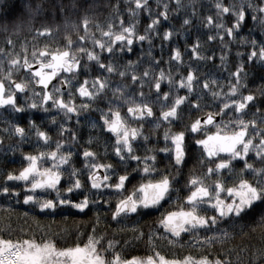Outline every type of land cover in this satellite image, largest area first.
I'll return each instance as SVG.
<instances>
[{
  "label": "snow or ice",
  "instance_id": "6c2138e0",
  "mask_svg": "<svg viewBox=\"0 0 264 264\" xmlns=\"http://www.w3.org/2000/svg\"><path fill=\"white\" fill-rule=\"evenodd\" d=\"M157 2L159 4V0ZM174 3L176 11L185 7L181 0H174ZM75 6L84 7L80 0H75ZM49 7L55 9L58 6L53 0H0V19L11 20L17 14L31 18L42 8ZM168 7V4H164V10L154 17L149 0H128V21L121 20L118 26L108 23L106 29L97 25L100 38L88 35L89 21L85 17L82 21L85 35L79 37V45L65 37L67 43L63 48L34 50L31 59L24 56L23 63L18 55L12 56L9 53L7 73L0 74V110L3 113L0 115V122L5 124L0 132L7 133L9 139L17 137L19 140L15 146L9 145L6 153L18 151L19 143L24 140L26 128L21 126L20 121L24 119L25 113L31 114L27 120V128L34 130V135L45 145L50 146L51 136L35 122V113L44 114L40 119H47L56 127V134L60 139H57L55 148L50 151L21 153L26 163L19 170L7 171L3 176L4 183L0 185V195L14 197L18 202L23 195L24 205L33 206L44 214L55 215L64 208L72 210L73 214H83L89 205L98 209L101 202L110 208L103 189H111L119 194L115 207L111 210L112 220L116 221L129 214L150 215L163 207L162 202L175 203L172 199V192L175 190L173 182L179 183L176 177L183 174L184 166L188 163V141H192L197 149L202 148L197 163L204 170L201 175H196L194 170L189 172L184 185L187 191L183 198L187 208L182 204L178 211H166L161 214L157 223L165 232H170L172 237L177 238L181 232L217 228L227 237L229 224L235 226L240 222H254L257 217L261 227H264V115H260L264 111V87L257 89L259 100L257 92L241 93L240 89L246 87L241 74L246 76L251 69L237 63L234 70L226 69L229 71L228 91L222 94L217 90L223 87L222 82L204 77L199 68L189 64L185 74L182 54L174 46L171 47L169 58L164 59L163 63L170 68L175 67L179 79L174 80L173 73L169 71L166 74L162 68L159 72H150V68L153 65L158 67L159 61L163 59L153 54L152 36H160L157 26L162 23L161 17L164 21L169 19ZM192 7V15L195 16L194 3ZM213 7L216 19L211 15L205 16L203 26H214L217 31L209 34L207 40L214 41L218 37L224 48L228 42L239 37L241 45H250L247 51L248 64L252 65V69L258 65L259 70L264 72V39L258 41L256 38L247 39L240 35L249 16L264 29V0H231L228 3L214 0ZM59 10L63 12L67 9L61 5ZM141 13H146L149 17L142 34L136 28V18ZM190 23V18H183L182 26ZM0 28L7 31V25H0ZM50 31V28L44 27L38 29L37 33L44 36ZM172 35V31L165 28L162 33L163 41L169 42ZM87 41L92 43V49L84 46ZM145 42L149 46L147 52L143 48ZM8 44L11 46L12 41L9 40ZM136 44L141 45L140 54L137 59H132L136 55ZM165 46L159 45L161 49ZM201 47L198 39L191 45H186V48H190L191 59L215 63V56L202 55ZM97 48L100 52L95 51ZM4 51L0 48V53ZM77 53H82L83 57ZM102 53L108 55L104 56ZM145 55L148 57L149 67L138 73L136 66L143 63ZM237 55L241 54L238 52ZM126 56L127 62L121 63ZM225 59L222 54V65ZM34 64L38 67H34ZM21 70L27 75L21 76L19 80L14 79L13 71ZM232 77H235L234 81ZM260 78L264 80V76ZM165 82L168 84L167 90L163 87ZM146 85L148 93L143 91ZM179 90H185L184 94H179ZM109 92L111 96L108 95ZM205 94L210 95L214 101H220L219 109L217 111L213 106L212 111L200 115L206 106ZM77 95L79 103L75 102ZM21 96H24L23 103L20 102ZM184 105L188 106L187 119ZM124 107L127 115L121 113ZM156 108H159L158 116L155 114ZM252 108H255L253 118L243 119L247 115L246 109ZM97 111L99 121L93 118L88 126L97 133L110 134L106 137L108 143L105 148L116 159L113 163L97 162V152L89 148L84 149L80 155L84 168L88 171L87 184L95 190V196L99 199L93 198L85 190L86 186L81 180L82 172L75 167H71L67 184L62 189L58 187L62 166H71L73 156L71 149L63 150L65 141L62 138L70 133L72 141H77L76 131L68 128L67 122L75 117L79 124L83 113ZM233 111L236 114L234 118ZM194 112L197 114L193 118ZM57 116L62 117L58 127ZM216 116L221 117L219 123L215 122ZM224 116H229L226 122ZM132 122H138L139 127L133 126ZM208 125L215 127L216 131L209 134L206 127ZM230 125L235 127L230 128ZM145 126H150L156 136L152 147L147 146L151 140L142 131ZM174 126L177 128L175 131ZM161 127H164V144L158 146L161 137L155 133V129ZM141 139L144 141L143 145L139 143ZM254 140H258V143H254ZM88 142L92 143L91 138ZM0 147H3L2 140ZM140 148H143V155L137 154ZM158 153H163V157L158 159ZM250 154H254L255 158ZM45 159L51 162L50 167L43 166ZM160 160L165 162L162 170L157 168ZM129 161L136 162L135 167ZM234 161L240 164L238 170ZM120 166L124 169L122 173L117 170ZM98 170L103 171V176L98 174ZM132 173H139L140 179L128 189V182L134 179ZM153 173L156 176H152ZM225 174L233 177L231 183L225 182ZM20 184L24 186L23 193L18 191ZM37 190H50L55 192V197L38 195ZM73 193L77 198H73ZM225 193L226 196L222 197ZM108 195H112V192ZM202 204H207L213 214L201 215L198 206ZM220 238L218 235L207 236L205 242L211 246L213 239ZM101 239L102 237L97 238L90 233L83 245L76 243L58 247L52 239L42 238L37 241L34 238L12 239L11 235L8 238L0 237V264H233L226 255L214 259H209L208 256L196 259L190 255L182 259H167L157 252L155 256L125 259L118 252H112V240L108 241L107 248L99 247ZM169 243L175 244L176 241L170 240ZM109 252H112L110 257L106 255ZM248 264H264V247L253 252Z\"/></svg>",
  "mask_w": 264,
  "mask_h": 264
},
{
  "label": "trees",
  "instance_id": "16d2710c",
  "mask_svg": "<svg viewBox=\"0 0 264 264\" xmlns=\"http://www.w3.org/2000/svg\"><path fill=\"white\" fill-rule=\"evenodd\" d=\"M53 2L58 6L57 8H42L38 14L31 18L20 17L17 14L11 20L0 19V25H7V31L0 28V48L5 50L1 54L4 60L9 58V53L12 56L18 55L20 57L37 49H45L50 46L58 48L61 43H67L65 37L72 40L84 36L85 26L82 21L85 17L89 21L88 30L97 29V25L105 29L108 23L119 25L121 20L127 21L129 19L125 15L128 12L125 8L128 5V0H80L84 5L82 8L75 6V0H53ZM224 2L228 3L231 0H224ZM213 4L214 0H195V6L203 10L204 13L206 11L208 13L213 12ZM61 5L67 10L60 11L59 6ZM249 17L240 33L247 39L253 38L250 33ZM44 27L50 28V33L44 36L38 35L37 30ZM9 40L12 41L11 46L8 44ZM237 40L238 42L230 43L231 48L226 50L228 55L227 69L234 70V65L237 63L251 69L246 76L241 74L246 87L241 88L240 92L243 94L257 92V89L264 86V80L260 78L264 76V72L259 70L258 65L252 69V65L247 62V51L250 45H241L239 37ZM238 52L241 55L238 56ZM223 77H225V81L227 79L228 83L229 75ZM232 79L235 80L233 77ZM257 99H260L258 92ZM253 111L255 108L246 110L247 115L244 116L246 120L253 118ZM260 115H264V111ZM189 155L183 174L176 177L179 180V183L175 184L178 190L184 188L190 170H194L196 175H201L204 170L197 163L200 158L197 150L191 148ZM252 158L254 159L253 156ZM234 164L237 165L238 170L240 164L238 162H234ZM162 165L163 161L160 160L157 164L159 170L164 168L161 167ZM232 178L225 174L226 183H231ZM133 180H139V178ZM85 186V190L90 192V188ZM112 199L109 201L110 208L101 202L98 209L89 205L83 214H73L72 210L64 208L52 215L40 213L30 205L22 204L20 200L18 202L13 198L0 195V237L8 238L11 235L12 239L34 238L37 241L46 238L52 239L58 247H66L76 243L83 245L88 239V234L92 233L97 238L102 237L99 247L107 248L108 241L112 240L114 242L112 252H118L125 259H131L133 256L140 258L149 255L155 256L157 252L167 259H182L189 255L196 259L201 256L214 259L226 255L233 264H248L253 252L264 247V227H261L258 217L254 222H240L235 226L229 224L227 237L223 236L219 228L197 229L182 234L175 240V244H171L169 241L174 239L164 232L157 220L162 213L178 209L182 204L183 196L179 197L178 203H163V207L159 211H153L150 215L131 214L127 217L122 216L116 221L112 220L111 217V210L114 209L117 200L116 195ZM199 213L212 215L213 210L202 205L199 208ZM138 234L139 238H137ZM213 235H218L221 238L213 239L211 246H209L205 242V238ZM149 237H151V242H149ZM112 252L106 253V255L110 257Z\"/></svg>",
  "mask_w": 264,
  "mask_h": 264
},
{
  "label": "flooded vegetation",
  "instance_id": "af4514ba",
  "mask_svg": "<svg viewBox=\"0 0 264 264\" xmlns=\"http://www.w3.org/2000/svg\"><path fill=\"white\" fill-rule=\"evenodd\" d=\"M181 3L185 6L183 8H181L179 11L174 10L176 8V5L174 3L173 0V4L172 6L168 7V12H169V19L167 21H164L163 18L161 17V21L162 23L160 25L157 26V29L160 33V36H152V40H153V47H152V51L155 57H163V59H161L159 61V66H155L153 65L150 68V72H159L161 70V68L164 70V72L167 74L169 71H171L173 73V79H179V75L176 74V68H170L169 65H166L163 63L164 59H168L170 56V51H171V47H176L182 54V58L184 60V65L182 66V68L185 70V74H186V69L188 67L189 64H191L194 68H199L200 72L204 74V77L210 79L211 75H214L215 77H217V81L221 82L224 80L223 76L226 73V69H227V58H226V49L227 48H231V45H227L226 47L222 48L219 38L217 37L216 40L214 41H208L207 40V36L209 34H215L216 33V29L214 26H209V27H204V23L206 21H204V17L207 15H211L213 16V19L215 20V9L213 12L208 13L207 11L202 14V15H192L193 12V7L192 5H188V4H184V0H181ZM159 11H162L161 9L159 10L157 6H155L153 8V16L155 17ZM130 14H128L127 16H129ZM188 17L191 19V23L189 25H185L182 26V21L183 18ZM250 18V23H251V29L254 33V35L257 37V39L260 38L264 39V29L261 28L259 22H253V20ZM136 19H138V23L136 24V28H137V32L142 34L147 23L149 22V17L148 14L146 13H141L139 15V17H137ZM165 28L169 29L170 31H172L173 35L170 37V41L169 42H164L162 39V33L165 30ZM106 29V28H105ZM116 30V29H114ZM88 35L89 36H94L97 38H100V32L97 29H91L88 30ZM47 39H49V37H47ZM104 39H107L106 37H104ZM199 40L202 47L200 49L202 55H214L215 56V63L211 62V61H205V60H193L191 59V51L190 48H186V45H191L193 42H195L196 40ZM238 39V37H237ZM235 40L236 42H238V40ZM72 41L79 45L81 43V41L79 40V37L73 38ZM234 41V42H235ZM232 43V42H229ZM66 44V42L61 43V45L58 46V48H63L64 45ZM161 44H165L166 46L161 49L159 47V45ZM84 46L88 47L89 49L93 48V45L90 41H87ZM136 55H133L131 58L132 59H137V57L140 54V50H141V45L140 44H136ZM148 44L145 42L143 44V48L145 50V52H147L148 49ZM55 46H50L48 47V49L51 50H56L58 49ZM75 49H73L74 51ZM95 51L100 52V49H95ZM33 52V51H32ZM32 52H29V54H25L27 55V57L29 59L32 58ZM2 53H0V74H6L7 70H8V63L7 60H4V58L1 55ZM38 54V53H37ZM225 56V62L222 65L221 64V60H220V56L221 55ZM25 55L20 56V62L23 63V58ZM77 55H80L83 57L82 53H77ZM102 55L107 56V53H102ZM143 63H140L136 66V71L138 73H142L144 68L149 67V60L148 57L145 55L143 58ZM84 61H86V57H84ZM83 62V61H82ZM127 62V56L125 57V60L122 61L121 63H126ZM172 64L174 65L175 62H172ZM34 67H38V65L34 64ZM27 75L26 73L23 72V70L16 72L13 71V78L19 80V78L21 76H25ZM67 75V74H66ZM81 79H83L81 77ZM116 79H119V77H117ZM55 82V81H53ZM223 87L222 88H218L217 90L221 91V93H227L228 91V87L226 83H223ZM113 86H115V81L113 82ZM163 87L165 90H167L168 88V84L165 82L163 84ZM264 87V86H263ZM143 91L145 93L149 92V88L147 87V85L144 87ZM185 90H179V94L183 95ZM131 95V93H129ZM20 95V94H17ZM25 95H28V93H25ZM66 95V93H65ZM109 96H111V92L108 93ZM238 98V96L236 97ZM24 101V96L20 97V102L23 103ZM76 103L80 102V98L77 95ZM212 102H217L218 104L220 103L219 100H213L212 97L210 95L205 94V107H204V111L203 113H199L200 115H203L209 111H212L213 108L211 106ZM106 107V105H104ZM219 106V105H218ZM185 109V119H187V109L188 106L184 105L183 106ZM219 108H217L216 110L218 111ZM255 112V111H253ZM121 113L122 115H127V110L126 107L121 109ZM2 110H0V115H2ZM53 114H55V110H53ZM155 114L158 116L159 115V108H156ZM197 113H193V118L195 117ZM31 114L30 113H25L24 114V119L20 121V124L22 127L26 128V135L24 137L23 142L19 143V150L16 151L15 153H6V149L9 145H13L15 146L19 140V138L17 137H12L11 139L8 138V134L7 133H3L0 132V140H2V144L3 147H0V185H3L4 181H3V176L6 175L7 171L9 170H19L20 167L26 163L23 161L22 155L21 153H33V154H37L39 151H50L51 149L55 148L56 145V141L57 139H60V137L57 136L56 134V127H54L52 124H50L48 122L47 119H44L43 121L40 119V117L44 116L43 113H35V122L41 127V130L47 131L49 136H51V141H50V146L49 145H45V143L43 141H40L38 139V137H36L34 135V130L28 129L27 128V120L29 118ZM235 112L233 111L232 113V117H235ZM87 118V119H86ZM93 118H95L97 121H99V112H95V113H83L80 117V123L77 124L76 123V118L74 117L72 120L68 121L66 126L70 129H73L76 131L77 134V141L73 142L71 139V135L70 133H66L65 136L62 138L65 143H64V151H67L68 149H71L73 156H72V164L71 166H62V177H61V182L58 185V187H60L61 189L67 184L68 182V175L69 172L71 171V167H75L77 169L80 170V172H82V176H81V180L82 183H84L85 185H87L90 188V185L87 184V176H88V171L87 169L84 168V164H83V158L80 155V153L83 152L84 149L89 148L92 151L97 152V162H108V163H113L115 161V156L114 154H112L110 151H107L105 148V144L108 143L106 137L110 136V134H102V133H97V131L95 129H92L88 126V123L90 120H92ZM221 118V117H220ZM224 118H227V120L229 119V116H224ZM62 117L61 116H57V127L59 122L61 121ZM129 120L131 121V118L129 117ZM221 119H219L218 121H216V123H219ZM226 122V120H224ZM133 126L139 127V123L138 122H132ZM5 127V124L3 122H0V128ZM209 129V134L213 133L216 131L215 127H213L212 125H208L206 126ZM231 127H235V125H230ZM177 130V128L174 126L173 127V131ZM142 131H144L146 134L149 135L151 143H149L147 146L148 147H152L153 144H155L156 142V136L153 134L152 129L150 126H145V128L142 129ZM164 132V127L155 129V133L159 134V136L161 137L159 139V145L158 146H162L164 144V141L162 139V134ZM201 136H203V133H201ZM91 138L92 143H89V139ZM135 143V142H134ZM140 145L144 144V141L141 139L139 141ZM188 145H189V151L190 149H195L197 150V152L199 153V155L202 152V148L201 149H197V146L194 144V142L192 141H188ZM110 147V146H109ZM139 155H143V148H140L138 150ZM158 159L163 157V153H158ZM223 155V154H221ZM189 153H188V157H189ZM111 158V159H109ZM205 159H207L205 157ZM7 162V163H6ZM235 162V161H234ZM132 167H135V163L133 161H129L128 162ZM43 166L44 167H50L51 166V162L47 161L45 159V161L43 162ZM161 167H165V162H163V165ZM158 168V166H157ZM160 169V168H159ZM119 172H123V166L118 167L117 169ZM129 171H131V168H129ZM174 171V169H173ZM98 174L100 176H103V171L102 170H98ZM139 175V173H132L133 177L135 179H138L136 177V175ZM175 175V173H173ZM152 176H156V174L154 175V173L152 174ZM115 179V177L113 176V180ZM140 179V178H139ZM139 180H132L130 182H128L127 187L128 189H131L132 184L133 183H137ZM10 184L12 183H16V182H9ZM174 184V191L172 192V199L175 201V203H178L180 200L179 197L183 196L186 194V189L185 186L183 189L178 190L175 187V184H177L175 181L173 182ZM18 191L20 193L24 192V186L23 184H20ZM103 192L105 193L104 198L108 199L109 201H112L113 197L116 195V197L119 196L118 193H115L113 190L111 189H103ZM109 192H112V195H108ZM93 196V198H97L99 199V197L95 196V190H92L90 188V192ZM37 194L38 195H46L48 198H52L55 197V192H51L50 190L41 192L40 190H37ZM124 194H127L126 192ZM73 195V198H77L76 194L73 193L71 194ZM226 196L225 194H222V197ZM19 200L22 201L23 200V195H21L19 197ZM183 201V205H184V199H182ZM116 203V202H115ZM162 203H169L168 201L162 202ZM204 205V204H203ZM202 206V205H199ZM179 209L173 210V211H178ZM131 215V214H129ZM164 230V228H163ZM165 232V230H164ZM168 234V236H170L171 238H173L174 240L177 239V237H172L170 232H165ZM182 234H186V232H181ZM180 235V236H181Z\"/></svg>",
  "mask_w": 264,
  "mask_h": 264
},
{
  "label": "rangeland",
  "instance_id": "374dc122",
  "mask_svg": "<svg viewBox=\"0 0 264 264\" xmlns=\"http://www.w3.org/2000/svg\"><path fill=\"white\" fill-rule=\"evenodd\" d=\"M254 143H258V140H254ZM250 155H252V156L254 157V154H250ZM254 158H255V157H254ZM154 175H155V173H154ZM136 177H137V178H140V175L137 174ZM198 207H199V206H198Z\"/></svg>",
  "mask_w": 264,
  "mask_h": 264
},
{
  "label": "water",
  "instance_id": "95a60500",
  "mask_svg": "<svg viewBox=\"0 0 264 264\" xmlns=\"http://www.w3.org/2000/svg\"><path fill=\"white\" fill-rule=\"evenodd\" d=\"M218 117H215V120L217 119Z\"/></svg>",
  "mask_w": 264,
  "mask_h": 264
}]
</instances>
